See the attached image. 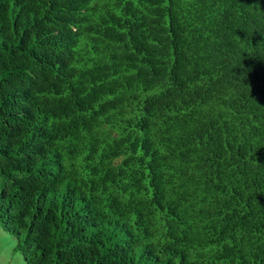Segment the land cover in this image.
I'll list each match as a JSON object with an SVG mask.
<instances>
[{
	"label": "trees",
	"instance_id": "16d2710c",
	"mask_svg": "<svg viewBox=\"0 0 264 264\" xmlns=\"http://www.w3.org/2000/svg\"><path fill=\"white\" fill-rule=\"evenodd\" d=\"M0 226L23 264H264V0H0Z\"/></svg>",
	"mask_w": 264,
	"mask_h": 264
},
{
	"label": "rangeland",
	"instance_id": "374dc122",
	"mask_svg": "<svg viewBox=\"0 0 264 264\" xmlns=\"http://www.w3.org/2000/svg\"><path fill=\"white\" fill-rule=\"evenodd\" d=\"M0 264H23L22 255L15 249V239L0 226Z\"/></svg>",
	"mask_w": 264,
	"mask_h": 264
}]
</instances>
